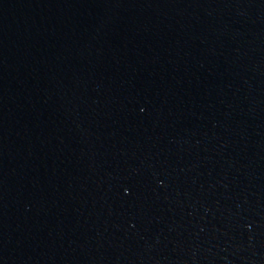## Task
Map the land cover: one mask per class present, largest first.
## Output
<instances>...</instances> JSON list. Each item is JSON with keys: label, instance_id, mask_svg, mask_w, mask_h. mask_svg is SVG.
I'll return each mask as SVG.
<instances>
[{"label": "water", "instance_id": "obj_1", "mask_svg": "<svg viewBox=\"0 0 264 264\" xmlns=\"http://www.w3.org/2000/svg\"><path fill=\"white\" fill-rule=\"evenodd\" d=\"M0 264H264V0H0Z\"/></svg>", "mask_w": 264, "mask_h": 264}]
</instances>
